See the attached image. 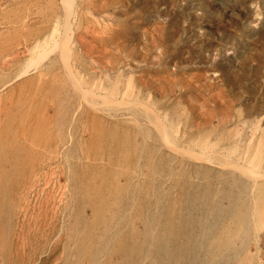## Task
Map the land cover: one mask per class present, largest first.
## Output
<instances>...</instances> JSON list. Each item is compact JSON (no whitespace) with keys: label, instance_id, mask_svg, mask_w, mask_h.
<instances>
[{"label":"rangeland","instance_id":"374dc122","mask_svg":"<svg viewBox=\"0 0 264 264\" xmlns=\"http://www.w3.org/2000/svg\"><path fill=\"white\" fill-rule=\"evenodd\" d=\"M263 175L264 0H0V264H264Z\"/></svg>","mask_w":264,"mask_h":264},{"label":"bare ground","instance_id":"6f19581e","mask_svg":"<svg viewBox=\"0 0 264 264\" xmlns=\"http://www.w3.org/2000/svg\"><path fill=\"white\" fill-rule=\"evenodd\" d=\"M70 1V0H69ZM70 10H72V9H70ZM69 15V14H68ZM150 96V95H149ZM122 97V96H121ZM125 97V96H124ZM123 97V98H124ZM125 100H127L126 98H125ZM132 101V100H131ZM124 102V101H123ZM140 102L141 101H139V102H136V103H138V104H140ZM122 103V102H121ZM147 105V104H146ZM151 106H149V108H150ZM149 108H146L147 109V114H148V121L149 122H151V123H155L156 124V126H157V128L158 129H160L159 131H160V134H161V132H162V134L164 135H162L163 137H165L166 135H167V132H166V129H165V124H163V123H160L161 121H158L159 120V115L157 114V113H155L156 115V117L158 116V118H156V117H154V115H152V111H154V110H152V108L151 109H149ZM154 109V108H153ZM145 110V109H144ZM152 110V111H151ZM152 113H151V112ZM154 114V113H153ZM146 118V117H145ZM160 118H162V117H160ZM155 120V121H154ZM164 120V119H163ZM147 121V122H148ZM164 122V121H163ZM152 125H154V124H152ZM259 125V124H258ZM155 127V126H154ZM156 128V129H157ZM165 138H167V136L165 137ZM203 147H205V146H203ZM208 148V147H207ZM211 151V150H210ZM191 153H192V151H190ZM197 152V151H196ZM195 152V153H196ZM198 153V152H197ZM200 153V152H199ZM198 153V154H199ZM207 153V152H206ZM209 153V152H208ZM207 153V154H208ZM211 153V152H210ZM214 153V152H213ZM203 154V153H202ZM205 154V153H204ZM220 154V153H219ZM218 154V155H219ZM209 155V154H208ZM196 156V155H195ZM201 158H202V156H200ZM224 157V156H223ZM226 158H227V156H226ZM222 159V158H221ZM225 159V158H224ZM225 161V160H224ZM225 162H227V164H224V166L226 167V165H228L229 164V162L228 161H225ZM235 161H232V163L233 164H230V165H232V166H236L238 169L240 168V169H243V168H245V166L243 167V168H241L239 165L240 164H235L234 163ZM237 162V161H236ZM223 164V163H222ZM230 165H229V168H230ZM250 165V164H249ZM223 166V167H224ZM231 166V168L233 169V167ZM222 167V168H223ZM237 168H235L236 170H237ZM256 168V167H255ZM234 169V170H235ZM239 169V170H240ZM246 169V168H245ZM249 169V168H248ZM239 170H237V171H239ZM250 170H251V168H250ZM257 170V169H256ZM241 171V170H240ZM246 171V170H245ZM244 171V172H245ZM254 171H255V169H254ZM254 171L252 170V172L251 171H249L248 170V173L247 174H249V175H253V173H254ZM242 172V171H241ZM260 173V172H259ZM242 174H245V173H242ZM259 175V174H258ZM256 176V178L255 179H257L258 178V176L257 175H255ZM261 176V175H260ZM259 176V177H260ZM254 177V176H253ZM264 177V175L262 176V178ZM251 178V177H250ZM252 179V178H251ZM252 181V180H251ZM256 181V180H255ZM253 182V181H252ZM255 183V182H254ZM228 185H229V183H228ZM255 185V184H254ZM253 187V186H252ZM253 189H254V187H253ZM252 189V190H253ZM251 192V191H250ZM227 193H229V192H227ZM232 193V192H231ZM232 196H233V193H232ZM216 197H218L217 196V194H216ZM246 197V196H245ZM206 199V198H205ZM204 199V200H205ZM210 199H212V200H215V197H211V198H209V202L211 201ZM232 201V200H231ZM208 202V204L211 206V204H212V202H210L209 203ZM233 202V201H232ZM230 203V205H232L233 207H234V204L233 203ZM205 203H207V200H206V202ZM237 203V202H236ZM220 203H216L215 204V208H216V213L215 214H213V216H211V218H207V216L204 218V220H206V221H208L209 223H210V225H206L205 227H203V229H202V237L201 238H206V239H204L203 240V242H201V247H203L204 246V248H205V244H206V242L210 245V251L209 252H207V253H205V251L203 252V250H204V248H203V250H201V253H199V256L197 257V264H224V263H222V258L223 257H228V253L226 252L227 251V248H229L230 246V244H231V247H235L234 246V244L236 243V241L237 240H239L241 243H243L247 238H248V236H249V232H250V230L251 231H253L254 232V230H256L257 229V223L255 224V222H254V219H253V217H254V215H256V207H255V205L254 204H251L250 202H245V203H243V205H244V213H245V217H244V220H243V223H242V225L238 228V229H236V231H235V233H233V237H232V240H230V241H226V240H223V238L222 239H220V240H218V242H216V243H213L212 242V244L211 243H209V238H210V236L213 234H215V233H217L218 231H217V229H218V227L222 224H224L229 218H230V215L234 212V211H232L231 210V208H229V206H220L219 205ZM237 205V204H236ZM199 209H201V210H203L204 212L205 211H207L208 209L207 208H204V207H201V208H199ZM191 218H187L188 220H194V218H193V216L191 215L190 216ZM184 218H186V217H184ZM193 218V219H192ZM256 218V217H255ZM204 223H205V221H204ZM159 232V231H158ZM158 234V233H157ZM257 234V233H256ZM151 237H153V236H151ZM230 237H231V235H230ZM153 240H152V244H154L153 246L155 247V248H157V252L158 253H156V255L158 256V258H159V260L161 261V263L162 264H177L176 262H175V260L176 259H171L172 257H171V253L168 251V250H170V249H167V247H169V245H168V242L167 243H165V240H164V238H161V236H154L153 238H152ZM248 240V239H247ZM165 243V244H164ZM261 243V242H260ZM161 244V245H160ZM263 248H264V242H263ZM167 249V250H166ZM207 255V259H205V256L204 255ZM243 254V253H242ZM174 257V256H173ZM222 257V258H221ZM194 258H196V257H193V259L191 258L190 259V262H189V264H196V259H194ZM247 258V257H246ZM129 259V258H128ZM261 259L262 260H264V256L262 255L261 256ZM195 260V261H194ZM259 260V259H258ZM206 261V262H205Z\"/></svg>","mask_w":264,"mask_h":264}]
</instances>
